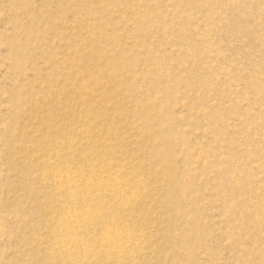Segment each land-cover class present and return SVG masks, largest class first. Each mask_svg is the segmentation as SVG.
I'll return each instance as SVG.
<instances>
[{
  "label": "rangeland",
  "instance_id": "1",
  "mask_svg": "<svg viewBox=\"0 0 264 264\" xmlns=\"http://www.w3.org/2000/svg\"><path fill=\"white\" fill-rule=\"evenodd\" d=\"M0 264H264V0H0Z\"/></svg>",
  "mask_w": 264,
  "mask_h": 264
},
{
  "label": "bare ground",
  "instance_id": "2",
  "mask_svg": "<svg viewBox=\"0 0 264 264\" xmlns=\"http://www.w3.org/2000/svg\"><path fill=\"white\" fill-rule=\"evenodd\" d=\"M73 178L66 177V179L62 181L63 184L60 185H64L65 190L69 192L71 198H75L78 195V193L75 192L77 180ZM114 183L117 188L122 185L121 182L117 179L114 180ZM69 215V219L67 220L66 224L62 226L61 229V231L64 232L65 238L61 240V243L59 245L60 249L66 254V261H70L73 255H75V245L79 242V240L75 236L77 235L80 229H87V223L91 219L88 212L81 210H74ZM102 240L104 248H106L111 253H114L116 255H126L130 253V247L128 243L131 241V236L125 234L124 232H121V230L119 229L104 231L102 234ZM81 243L83 242L81 241ZM82 257V260L88 259V254L86 253V251L82 252Z\"/></svg>",
  "mask_w": 264,
  "mask_h": 264
}]
</instances>
